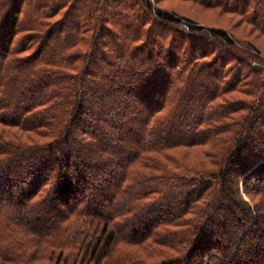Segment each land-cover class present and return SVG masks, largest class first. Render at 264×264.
<instances>
[{
	"label": "trees",
	"instance_id": "obj_1",
	"mask_svg": "<svg viewBox=\"0 0 264 264\" xmlns=\"http://www.w3.org/2000/svg\"><path fill=\"white\" fill-rule=\"evenodd\" d=\"M161 1L0 0V260L264 264V55Z\"/></svg>",
	"mask_w": 264,
	"mask_h": 264
},
{
	"label": "rangeland",
	"instance_id": "obj_2",
	"mask_svg": "<svg viewBox=\"0 0 264 264\" xmlns=\"http://www.w3.org/2000/svg\"><path fill=\"white\" fill-rule=\"evenodd\" d=\"M160 7L175 11L179 15H183L193 19L198 24L222 27L229 30L236 37H240L242 39H249L254 43L260 50V52L264 55V36L258 34L257 32H252L250 27L244 24H239L238 16L224 14L218 9H209L204 8L195 2L187 1V0H162L159 4ZM3 128L0 125V129ZM202 147H196L192 149H179L177 153L189 164L198 163L199 159L203 158L202 156ZM60 207V202H57V207ZM1 229V226H0ZM0 231V240L4 235H1ZM20 233H24L21 229L17 232H14L16 236H20ZM44 246V245H43ZM44 248V247H43ZM59 250H56L55 253H58ZM140 251V252H138ZM137 256L142 257L145 253H142L141 250L138 249ZM27 252L35 253L33 254L34 260L32 262H28V264H53V260L49 261L48 256H50V251L45 249L42 251V246L40 248L36 247L34 243H27ZM170 252V251H169ZM143 254V255H142ZM55 257V256H54ZM0 264H9V262L0 260ZM26 264V263H25Z\"/></svg>",
	"mask_w": 264,
	"mask_h": 264
}]
</instances>
